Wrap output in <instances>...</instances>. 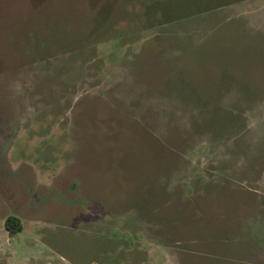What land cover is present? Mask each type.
I'll return each instance as SVG.
<instances>
[{
	"label": "rangeland",
	"instance_id": "374dc122",
	"mask_svg": "<svg viewBox=\"0 0 264 264\" xmlns=\"http://www.w3.org/2000/svg\"><path fill=\"white\" fill-rule=\"evenodd\" d=\"M0 264H264V0H0Z\"/></svg>",
	"mask_w": 264,
	"mask_h": 264
},
{
	"label": "trees",
	"instance_id": "16d2710c",
	"mask_svg": "<svg viewBox=\"0 0 264 264\" xmlns=\"http://www.w3.org/2000/svg\"><path fill=\"white\" fill-rule=\"evenodd\" d=\"M18 223V219L16 217H10L6 220L5 227L9 232H15L18 228H15V224Z\"/></svg>",
	"mask_w": 264,
	"mask_h": 264
}]
</instances>
